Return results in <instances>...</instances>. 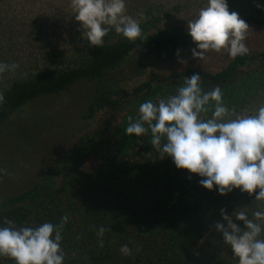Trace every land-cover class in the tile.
Masks as SVG:
<instances>
[{
  "label": "trees",
  "instance_id": "trees-1",
  "mask_svg": "<svg viewBox=\"0 0 264 264\" xmlns=\"http://www.w3.org/2000/svg\"><path fill=\"white\" fill-rule=\"evenodd\" d=\"M198 1L152 0L132 16L142 29L137 40L128 41L111 28L99 47L83 39L67 48L48 29V14L37 12L43 9L40 5L48 9V0H0V61L19 65L0 74V124L30 100L60 93L79 80L97 81V92L82 116L89 125L103 111L121 113L105 136H81L74 147L54 156L29 188L1 199L0 226L8 219L18 227H35L59 223L67 215L64 264H238L219 248L202 245L221 220L220 210L228 214V193L204 188L198 174L177 169L171 157L160 158L150 132L137 137L124 131L129 116L138 118L142 102L175 94L194 73L201 75L203 92L221 88L229 118L263 99L264 51L255 47L247 46L249 53L235 59L225 52L206 68L161 69L153 62L195 47L188 21L178 26L172 18L180 12L196 15L198 7H185ZM227 3L249 26L264 27V7H257L264 0ZM19 13L26 20L17 19ZM124 72L130 75L128 85L102 84ZM210 116L211 111L201 113V119ZM100 227L105 229L102 247ZM124 244L132 255L120 252ZM0 264L14 261L0 257Z\"/></svg>",
  "mask_w": 264,
  "mask_h": 264
},
{
  "label": "clouds",
  "instance_id": "clouds-1",
  "mask_svg": "<svg viewBox=\"0 0 264 264\" xmlns=\"http://www.w3.org/2000/svg\"><path fill=\"white\" fill-rule=\"evenodd\" d=\"M126 3L127 0H70V7L83 29V39L99 47L111 28L128 41L142 36L140 20L127 14ZM138 15L144 18L143 12ZM248 29L249 25L237 12L229 11L227 0H207L206 6L187 23L188 34L195 44L192 57L201 60L209 51L222 50L231 59L247 55ZM18 67L0 61V74ZM223 95L219 87L203 92L201 75L194 73L175 94L158 102H142L138 118L129 116L124 131L137 137L150 132V143L159 151L160 158L171 157L177 169L198 174L202 178L199 184L204 188H215L221 195L238 189L250 196L255 193V201H264V106L254 114L229 118L230 110ZM3 101L4 94L0 92V103ZM209 111L210 118L201 119V113ZM3 173L0 169V174ZM220 214L215 230L238 264H264V208L255 211L252 219L245 211L235 212L234 218L243 222L242 226L225 209ZM68 219L64 215L59 223L48 221L35 227H18L14 221L5 219L0 226V257L10 258L14 264H64L62 232ZM104 232V227H100L97 233L101 247ZM132 251L128 244L120 248L125 256L132 255Z\"/></svg>",
  "mask_w": 264,
  "mask_h": 264
},
{
  "label": "rangeland",
  "instance_id": "rangeland-1",
  "mask_svg": "<svg viewBox=\"0 0 264 264\" xmlns=\"http://www.w3.org/2000/svg\"><path fill=\"white\" fill-rule=\"evenodd\" d=\"M178 1L183 2L184 0ZM198 2H202V5L199 6ZM198 2L185 8L189 7L194 10L198 7L200 10L207 4V0ZM152 3V0H127V14L133 16L139 8ZM40 6L43 9L37 12L40 15L48 14V29L53 30L54 34L63 39L62 43L67 48H70L71 44L82 43L83 29L72 14L70 0H48V9L46 6ZM30 10L32 11V8ZM199 10L196 12L198 13ZM195 16L191 13L184 15L180 12L178 15L175 14L172 20L179 26L182 21L187 23ZM20 18L26 20L19 13L17 19ZM7 19L9 18L7 17L5 21ZM245 43L247 46L264 51V27L249 26ZM177 50H179V55H177ZM177 50L162 58H152L153 62L161 69L167 66L174 68L187 65L206 68L214 64L226 52V50L209 51L200 60L192 57L191 50L181 48ZM96 83L95 80H79L60 93L36 97L0 124V169L4 170V173L0 174V200L29 188L48 162L57 154H63L65 149L74 147L79 143L81 136L91 134L105 136L107 129L120 119L121 113L117 115V113L106 110L97 114L91 120L90 125L83 120L82 116L92 101L93 94L97 92ZM110 83L128 85L130 75L125 72L115 74L102 84L109 85ZM261 106H264V97L254 107L240 114H254ZM75 133L79 136L71 139ZM254 197L255 193L250 196L246 192L241 193L238 189L228 193L227 211L229 216L233 217L234 222L241 226L243 223L235 220V212L245 211L252 219L255 211L264 208V201H255ZM202 245H205V248H219L238 263L230 247L223 243L221 234L215 229L208 234Z\"/></svg>",
  "mask_w": 264,
  "mask_h": 264
}]
</instances>
